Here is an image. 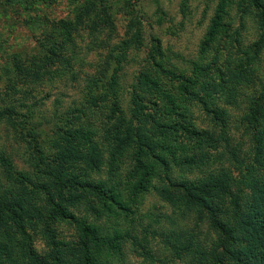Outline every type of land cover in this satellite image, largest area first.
<instances>
[{"label":"trees","instance_id":"1","mask_svg":"<svg viewBox=\"0 0 264 264\" xmlns=\"http://www.w3.org/2000/svg\"><path fill=\"white\" fill-rule=\"evenodd\" d=\"M189 1H182L184 11ZM252 7L261 35L242 49L234 72L237 82L249 80L251 66L264 53V1L219 0L196 58L184 66L173 63L161 41L153 39L128 82L127 69L147 46L136 15L127 37L110 50L104 70L63 111L57 102L53 120L38 116L35 105L0 110V126L13 136L27 165L19 169L12 154L0 149V264H121L125 239L133 236L118 219L136 218L135 207L152 192L178 210L199 211L221 233L220 243L210 249L196 238L182 241L179 234L169 242L176 256L193 255L191 264H264V175L258 174L264 168V87L240 120L253 142V160L235 156L227 168L202 180H173L175 169L209 165L211 152L228 139L227 107L239 108L241 92L229 85L220 54L233 13ZM93 27L99 31L103 24ZM51 37L54 42L44 45L26 72L35 79L68 51L69 24ZM194 103L218 124L219 134L193 124ZM128 160L132 168L123 176ZM94 174L102 176L95 180ZM157 179L165 183L157 185ZM82 204L86 215L77 217L71 210ZM67 221L78 225L75 243L63 240L58 228ZM31 223L42 226L48 248L43 253L32 245ZM139 248L146 247L140 242Z\"/></svg>","mask_w":264,"mask_h":264},{"label":"rangeland","instance_id":"2","mask_svg":"<svg viewBox=\"0 0 264 264\" xmlns=\"http://www.w3.org/2000/svg\"><path fill=\"white\" fill-rule=\"evenodd\" d=\"M182 1L0 0V110L22 104L35 105L38 116L53 120L57 102L63 111L80 97L87 83L104 70L110 50L127 37L130 20L136 15L141 16L147 46L135 54L136 61L127 69L128 82L133 81L139 64L153 45V39L161 41L163 50L173 63L184 66L196 58L219 0H190L185 11ZM94 22H101L102 30H94ZM65 23L69 24L72 33L68 51L54 64L42 67L39 78H33L31 73H26L31 68L33 57L42 52L44 45L51 46L54 42L51 36L59 35ZM229 26L230 30L224 34L226 38L220 56L224 63L223 69L226 70L227 66L229 85H238L240 89L239 108L227 107L232 118L227 130L228 139L222 141L217 151L211 152L209 165L188 170L175 169V181L202 180L221 168H227L235 156L246 160V163L253 160V142L240 120L244 118L250 101L264 87V53L261 62L251 66V79L237 82L234 72L240 64L242 49H247L260 38L258 13L254 8L247 11L238 9L233 13ZM235 41H239L240 45H236ZM227 58L228 65L225 64ZM31 70L35 73L38 69L33 65ZM221 106H224L223 103ZM190 115L197 128L217 134L221 132L218 124L203 111L200 104L191 106ZM17 148L13 136L0 126V149L12 154L19 169H27ZM131 168L130 161H126L121 175L125 176ZM104 169L107 171L108 166ZM258 174L264 175L263 167L258 170ZM100 176L94 174V179ZM160 183L165 182L159 179L155 181L157 185ZM135 210L137 216L133 220L132 217L125 219L124 216L118 219L120 227L130 231L133 236L125 239L121 264H191L193 255L176 256L170 250L169 242L179 234L180 240L196 238L199 244L208 249L221 241V233L199 211L178 210L156 192L144 197ZM71 211L77 217L84 216L85 204ZM58 228L62 231L63 240L71 243L78 240L76 223L62 222ZM29 231L33 247L39 253L45 252L48 248L42 226L31 223ZM140 242L144 243L145 249L139 248ZM18 264H27V260Z\"/></svg>","mask_w":264,"mask_h":264}]
</instances>
